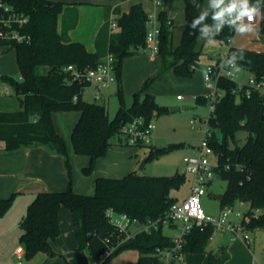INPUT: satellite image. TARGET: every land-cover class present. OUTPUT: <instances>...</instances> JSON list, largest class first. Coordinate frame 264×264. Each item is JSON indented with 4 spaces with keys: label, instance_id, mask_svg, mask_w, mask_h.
Masks as SVG:
<instances>
[{
    "label": "trees",
    "instance_id": "trees-1",
    "mask_svg": "<svg viewBox=\"0 0 264 264\" xmlns=\"http://www.w3.org/2000/svg\"><path fill=\"white\" fill-rule=\"evenodd\" d=\"M28 16L29 21L19 30L25 35L23 41H0L16 55L19 78L3 74L2 79L11 85L19 96L21 108L15 111L0 110V146L15 150L34 144H46L65 157L71 176L68 147L64 137L54 126L55 112L76 110L81 113L73 128L71 139L77 154L87 155L90 162L84 173L93 172L98 158L107 154L113 139L117 144H128L121 133L124 125L137 118L148 123L153 117L168 109L160 106L153 94L146 91L151 82L166 71L182 77H192L201 58L198 35L204 39L228 41L237 31L221 11L223 0H210L205 13H201L205 0H185V19L180 42L173 44L174 24L166 11L159 12L160 42L158 55L161 64L154 77L146 80L141 90L133 94L130 106L126 105L120 88V106L110 118L104 103L87 101L83 89L88 84L72 81L66 70L70 64L79 68L96 67L108 54L115 57L117 78H121L123 61L140 49H146L149 18L142 3H134L125 12H119L118 28L112 30L109 20L104 23L96 38V51H89L80 41H73L69 31L79 21L76 3L58 0H4ZM125 1V0H124ZM252 7L260 12L259 30L264 34V0H251ZM61 18V21H60ZM229 50L244 67L257 78L264 76V51L246 47L229 46ZM222 95L218 99L209 124L210 144L214 149L216 176L227 181L222 208L237 201L246 202L244 211L251 220L252 230H264V94L252 90L250 95L235 92L237 83L221 78ZM77 96V99H75ZM239 96V99H238ZM198 103H206L205 96L197 97ZM247 131L241 143L237 133ZM230 138L234 148H230ZM175 143L173 147L183 145ZM150 147L147 161L173 149V147ZM186 173L172 176H145L133 171L123 177H98L93 194L76 192L72 183L62 191H44L29 204L20 225V242L28 258L39 252L55 255V242L61 234L60 211L66 207L76 223L78 247L88 250L95 264H104L121 250L134 247L139 250L138 264H157L161 250L174 246L173 236L163 232V223L150 230L141 229L125 239L107 216L109 209L127 213L131 218L147 223L163 218L178 199L172 196L185 182ZM16 193L0 198V217L12 206ZM215 233L212 225L195 226L187 234L184 253L185 264H224L227 253L207 249ZM65 264H70L68 261Z\"/></svg>",
    "mask_w": 264,
    "mask_h": 264
},
{
    "label": "rangeland",
    "instance_id": "rangeland-1",
    "mask_svg": "<svg viewBox=\"0 0 264 264\" xmlns=\"http://www.w3.org/2000/svg\"><path fill=\"white\" fill-rule=\"evenodd\" d=\"M98 1V0H92ZM149 3V15L153 16L156 12L164 10L167 12L169 18L174 19V31H173V44L177 46L179 44L181 34L183 32V25L186 21L185 19V0H167V4L156 7L155 0H147ZM195 1V0H192ZM104 5H95L89 4V8H97L94 12L91 9L87 11L84 10L82 24L79 31H83L87 34L91 29L92 22L102 19L104 17L107 21L109 20L108 10L110 6H116L122 4L124 7H129L134 0L122 1V0H102ZM210 0H205L203 5V10L207 9ZM230 8V0H223L221 5V11L226 12ZM82 33V32H81ZM264 41V34L259 30V25H242L237 26V31L233 36V42L230 43L237 47H246L250 49H257L258 43H261L258 39ZM198 46L201 47L203 44L204 38L200 34L198 35ZM228 44H221L219 40L214 38L207 39L205 47L202 51L201 58L198 65L196 66V71L202 70L207 67V65L214 62L216 59L211 58V54L217 52H226ZM151 57L146 49H143L139 53L138 57H144V55ZM11 57V60L9 58ZM148 60V59H147ZM14 65L13 68L9 69V65ZM148 64V63H147ZM238 71L240 73L239 80L246 82L248 78L252 75L250 71L244 67H240ZM149 67H152V63ZM160 68V66H159ZM159 68L155 73L151 74L149 77L142 82L140 85V90L142 89L144 83L147 79L154 77L158 72ZM195 71V72H196ZM3 74L13 75L16 78L20 77L15 52L12 48L7 45L0 46V77ZM140 74V73H139ZM146 74V73H143ZM137 73H133L129 78V82L137 81ZM185 77L174 75L170 70L166 71L160 78H157L151 82L147 87L146 91L142 93V97L145 96L146 92H150L155 95L156 101L160 106L166 107L168 110L161 115L153 117L156 128L153 133V140L149 146H154L156 148L168 147L170 144L183 142V145L173 147V149L160 154L157 157L152 158L144 164V167L141 168V165L144 159L149 154L150 147H140L130 144H120L121 148H124L128 157L135 159V169L133 171L137 172L140 175L145 176H172L177 172H185L186 179L185 182L179 189H174L172 191V196L176 197L179 201L185 200L191 189L192 184V175H190L186 170V163L184 161L185 156L191 155L195 152L194 146L200 143L201 138L203 137V129L205 128L204 119L209 115V106L208 103H198V101L193 97L191 90L197 89L200 90L205 87L204 83L202 85L200 78L197 76L195 80H191L192 83L186 84ZM195 83V84H193ZM207 88V87H206ZM205 88V89H206ZM94 86H87L84 89V95L88 100L95 101L93 97ZM108 111L110 113V118H113L117 112V109L120 106V97L118 94V84L113 83L110 88H108ZM193 92V91H192ZM133 91L125 93L126 105H130L133 101ZM182 95L184 99H179V96ZM239 99V96H238ZM100 103H104V99L97 100ZM19 103V96L14 92L7 96H0V108H11L14 106V103ZM178 106V110L171 111V107ZM183 106H188L189 108H183ZM195 124L197 128H192V124ZM240 142L243 143L248 133L247 131L241 130L237 133ZM118 142V137L113 139V145H116ZM211 159L213 162H216V156L212 155ZM129 171H121L118 173L125 175ZM121 175V176H123ZM227 181L219 176H215L212 183L210 184L207 192L203 195L201 203L203 208L211 215H218L222 209L221 202L214 197L215 194H222L226 189ZM88 194V193H87ZM247 203L243 201H237L231 208L233 211L240 212L247 208ZM142 226L134 225L130 229V234H135L137 231L141 230ZM163 232L167 235L174 236L179 232L177 227L171 226L169 223L163 225ZM252 238L255 239V242L252 245H249L243 239L232 240L229 237H225L222 242L223 246L227 247L228 244H232L229 247L231 253V259L226 264H264V231H258L256 233H251ZM222 235L219 232H215L214 235L209 240L207 245L208 249L215 248L218 249L222 246V243L219 247ZM228 248V247H227ZM231 249V250H230ZM82 254L83 260L84 257L88 262L85 264H95L92 256L88 250L84 252L78 248L77 250ZM139 259V250L134 247H128L120 252L116 253L110 257L104 264H138ZM25 259L23 262L25 263ZM157 264H184L174 257H167L162 255L160 261Z\"/></svg>",
    "mask_w": 264,
    "mask_h": 264
},
{
    "label": "crops",
    "instance_id": "crops-1",
    "mask_svg": "<svg viewBox=\"0 0 264 264\" xmlns=\"http://www.w3.org/2000/svg\"><path fill=\"white\" fill-rule=\"evenodd\" d=\"M58 1L76 3L78 5L77 8L79 11V21L77 26L69 31V35L73 41L83 42L89 51H96V38L100 29L106 22V19L102 17V19L100 18L92 22L91 29L87 34L84 32V30H79L82 24L84 10L87 11L88 9H91L94 12V10L97 9L95 7L89 8V4L104 5L105 7L104 2H102V0ZM138 2L143 4L145 10L149 14V2L147 0H134L132 4ZM165 4H167V0L165 1ZM131 5L129 7H124L122 4L110 6L108 14L110 16L111 12L114 11L119 16V13L116 12L117 10L115 8H117L119 12H125L130 9ZM205 11L206 10L202 9L201 13L203 14ZM170 19L174 24V19L172 17H170ZM185 24L186 21L184 25ZM184 25L182 27H184ZM258 40L261 41V43H258L257 49L255 50L264 51V41L261 40V38ZM219 42L223 44L221 40H219ZM205 43H207V39H204L203 44L201 47L198 46V48L202 49L203 51ZM142 50L143 49H140L138 53L126 57L123 61L122 75L121 78H118L116 84H118V91L121 88L124 96L127 91H133L134 93L138 92L140 90V85L146 79V77H149L151 74L155 73L161 64V58L158 54L152 55L148 52L151 57H148L147 54L146 56L144 55L143 58L138 57V54L141 53ZM221 53L224 52L211 54V58L215 57L214 59H216ZM9 60H11V57ZM151 63L152 67H149ZM8 67L10 69L13 68L14 65L12 64L11 66L10 64ZM171 71L173 72L172 69H170V72ZM204 71L205 68L198 70V72L196 71L192 77H185L188 78L185 81L187 87L190 85V83H192L191 80H195L197 76L200 78L202 85L203 83L205 85ZM134 72L138 74L137 81L130 83L129 78ZM173 74L176 75L174 72ZM108 88L101 89L99 91L98 97L96 96L97 88L95 86L93 90V97L96 99L95 101L104 99V104L106 107L108 103ZM205 88L206 85L200 90H198V88L191 90L193 97L197 100L198 96H205L208 93V89ZM84 89L82 93L83 98L87 101H91L88 100L84 95ZM146 93L150 92L147 91ZM0 96L4 95L0 93ZM20 108L21 104L19 98V103H14L13 107L0 108V110L15 111ZM80 115L81 113L76 110L55 112L52 115L54 126L57 132L64 137L68 147L69 160L71 164V176L65 162V157L46 144H34L15 150H6L0 146V198H7L13 193H16L12 206L2 217H0V264H65L66 261H68L70 264H85L88 262L85 257L84 262L82 254L77 251L79 247L76 234V223L73 214L66 207H62L60 211L62 230L55 242V249L57 252L55 255L39 252L28 258L26 256L25 247L20 242V236L22 234L20 223L27 212L29 204L34 200L38 193L44 191H62L67 189L69 183L71 182L73 189L76 192L93 194L95 191V181L98 177H123L130 172H133L135 169V159L128 157L124 148L120 147V144H112L108 148L107 154L97 159L93 172L90 174L84 173V168L89 165L90 157L87 155L77 154L74 150L71 139L73 128L79 120ZM195 147L196 145L194 146V149ZM122 170L129 172L125 175L121 174L123 176H119L118 173H121ZM177 202L182 201L178 200ZM245 210L246 209L243 211ZM170 225L179 229L178 224L170 223ZM258 231L264 230L255 229L252 231V233H256ZM218 232L223 236L219 244V247L221 243L222 246L216 250L215 248L207 249L216 253H227L228 259L224 263L226 264L232 257L229 251V247L230 245L232 246V244H228L227 248L223 246L224 242L222 241L225 237H229L230 239L231 237L228 233L220 231ZM254 242L255 239H253L249 245H252ZM24 259L26 260L25 263L23 262Z\"/></svg>",
    "mask_w": 264,
    "mask_h": 264
},
{
    "label": "built area",
    "instance_id": "built-area-1",
    "mask_svg": "<svg viewBox=\"0 0 264 264\" xmlns=\"http://www.w3.org/2000/svg\"><path fill=\"white\" fill-rule=\"evenodd\" d=\"M166 0H155V6L160 7L165 4ZM230 11L228 17L233 25H252L256 26L260 21V12L252 7L251 0H230ZM118 15L112 11L109 16L110 27L112 30L118 28ZM29 21L28 16L17 10L7 1L0 0V41L17 40L23 41L25 35L19 30ZM147 46L146 50L156 55L159 52L160 42V20L159 13L150 16L147 21ZM233 37L227 42L222 40L223 44L231 46ZM237 57L230 52L229 47L226 52L221 53L214 62L207 65L204 71V82L208 89L205 95L209 106V115L204 119L205 128L203 129V137L200 143L195 147V152L185 156L187 172L192 175V184L188 197L182 202H176L170 208L163 218L157 220H149L147 223H141L135 218H131L127 213H119L114 209L107 211L109 221L122 233H125V239L133 236L130 234L132 226H142L141 229L150 230L157 227L160 222L175 223L179 225V232L173 236L174 246L170 249L161 250L160 254L167 257H174L180 261H185V253L183 251L187 234L195 226L212 225L215 232L228 233L232 240L243 239L247 243H251L252 229L247 225L251 218L245 215L244 211L234 212L231 206H225L218 215L209 214L202 206L201 199L206 194L210 184L216 176L215 168L218 163L213 162L212 155H215L214 149L210 144L211 128L210 118L215 111L218 99L222 95V89L219 87L221 78H229L237 83L235 92L250 95L252 90L260 91L264 94V76L257 78L251 75L246 82L239 80L240 73ZM70 72L72 81H80L88 85H94L97 88L96 96L99 91L110 87L115 83L117 78L115 68V57L108 54L103 58L96 67L79 68L70 64L66 67ZM241 72V71H240ZM13 92L11 85L0 78V93L2 95H10ZM182 95L179 99H183ZM77 99V96H75ZM192 128H197L193 123ZM156 124L154 119L145 123L143 118H137L133 122L124 125L121 129L123 137L130 145H150L154 136Z\"/></svg>",
    "mask_w": 264,
    "mask_h": 264
},
{
    "label": "water",
    "instance_id": "water-1",
    "mask_svg": "<svg viewBox=\"0 0 264 264\" xmlns=\"http://www.w3.org/2000/svg\"><path fill=\"white\" fill-rule=\"evenodd\" d=\"M180 107H178V106H173V107H171V111H175V110H178ZM183 108H189L188 106H183ZM263 119H264V115H263ZM229 142H230V148H234V143H233V141H232V139L230 138V140H229ZM175 144L173 143V144H170L168 147H173ZM147 162V158H145L144 159V161H143V163H142V165H141V168H143L144 167V164ZM214 197L216 198V199H218L219 201H222L223 200V194H215L214 195Z\"/></svg>",
    "mask_w": 264,
    "mask_h": 264
}]
</instances>
